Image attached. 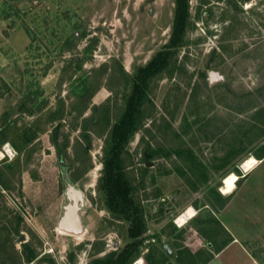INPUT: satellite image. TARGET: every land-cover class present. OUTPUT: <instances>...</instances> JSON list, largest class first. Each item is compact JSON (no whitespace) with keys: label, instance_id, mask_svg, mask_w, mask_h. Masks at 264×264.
<instances>
[{"label":"rangeland","instance_id":"374dc122","mask_svg":"<svg viewBox=\"0 0 264 264\" xmlns=\"http://www.w3.org/2000/svg\"><path fill=\"white\" fill-rule=\"evenodd\" d=\"M189 1L187 44L174 68L151 81L143 126L125 149L148 228L133 264H187L190 247L205 258L228 242L214 217L229 202L222 208L212 188L264 143L253 118L264 108V0ZM174 12L175 0H0V152L9 151L0 160V227L22 218L11 237L18 264H90L128 243V222L100 190L105 143L131 78L168 42ZM149 148L173 154L145 164ZM177 149L192 150L200 167L191 171ZM69 187L83 195L80 235L59 228ZM237 187L233 207L248 221L249 252L264 264V213L252 212L263 199L243 191V178ZM189 209L196 215L180 227ZM65 227H78L73 204Z\"/></svg>","mask_w":264,"mask_h":264},{"label":"trees","instance_id":"16d2710c","mask_svg":"<svg viewBox=\"0 0 264 264\" xmlns=\"http://www.w3.org/2000/svg\"><path fill=\"white\" fill-rule=\"evenodd\" d=\"M189 4V0H175L174 20L170 38L164 47L145 66L140 67L131 78V88L126 98L125 111L112 126L109 137L106 139L103 172L99 180L100 190L106 195L108 209L118 215L121 220L128 222V243L121 250L109 253L103 258L94 259L90 264H133L141 256L143 251V244L146 240L145 234L148 231L147 221L145 219L146 207L142 205L141 200L134 194V179L127 171V159H131V157L125 149L136 132L143 126L145 120L143 107L149 97L151 81L164 71L174 68L176 56L187 44L186 39L191 26ZM7 114L6 112L5 116ZM253 118L260 126H264V108L256 111ZM263 135L264 131L259 136ZM25 136L27 138L26 143L33 139L30 135ZM54 142L56 143V139H54ZM3 143L4 140L0 141V146ZM234 150L235 148L224 157L220 168L229 165ZM159 151L161 152L159 153ZM159 151L149 148L145 155L141 157V161L146 164L157 157L163 156L169 158L173 154L170 150L165 151L162 149ZM174 154L188 160L191 171H194V168L198 165L194 162L196 156L192 150L177 149ZM251 155L257 159H263L264 143ZM230 172L242 176L239 166L228 173ZM241 179L242 177H240L239 181ZM0 185L5 186V182L1 176ZM220 187L221 184L213 187L212 192L221 200V207L223 208L228 202V198L219 193L218 188ZM14 218L16 219L15 224L9 221L8 224L0 227V238L5 237L3 241L0 240V264H18V258L14 250V245H12L11 237L20 234L22 218L16 216ZM206 236L204 235L205 239H207ZM9 243L10 246L8 245ZM25 247V259L29 261L34 257L33 252L28 246ZM9 251L12 253V256L9 255ZM146 262L148 264H164V260L160 258L154 262L146 258Z\"/></svg>","mask_w":264,"mask_h":264},{"label":"crops","instance_id":"0c3cea01","mask_svg":"<svg viewBox=\"0 0 264 264\" xmlns=\"http://www.w3.org/2000/svg\"><path fill=\"white\" fill-rule=\"evenodd\" d=\"M257 159V158H256ZM259 163L251 169L250 172L244 173L243 175V191H252L253 198H262L264 204V158L257 159ZM241 172L242 169L240 167ZM259 172V174H258ZM255 176H259L256 179ZM238 187L235 191L229 195L225 196L228 198V205L225 209L221 212L219 218L214 217L215 222L217 225H221L230 235L229 241L219 245V247L215 248L213 252H210V255L205 254V258H202L200 251L193 250L190 247L192 253L187 255V264H260L258 262L259 258L253 256L249 252V246H251V239L248 238L247 231L250 228L248 225V221L243 219L240 215L243 213L239 211L237 208L233 207V204L237 202L236 198L233 199L234 193L237 191ZM230 199V200H229ZM229 209V216L224 215L225 210ZM252 212L255 214L264 213V207L258 206L257 208H252ZM246 210V209H245ZM198 231H202L204 235H212L209 232L201 229ZM219 229V227H218ZM215 231L214 228L211 229ZM220 230H218V233ZM213 233V232H211ZM215 234V233H214ZM203 235V234H202ZM213 236V235H212ZM204 239L205 237L202 236ZM216 245V243H214ZM200 250V249H199ZM168 255V254H167ZM174 255V251H173ZM169 256V257H173Z\"/></svg>","mask_w":264,"mask_h":264},{"label":"bare ground","instance_id":"6f19581e","mask_svg":"<svg viewBox=\"0 0 264 264\" xmlns=\"http://www.w3.org/2000/svg\"><path fill=\"white\" fill-rule=\"evenodd\" d=\"M8 152L9 151H6V150L4 152H0V160L1 158L5 156V153H8ZM258 163L259 161L255 157L253 156L248 157L245 161H243L242 169L245 173H248ZM239 179L240 177L236 173H233V172L228 173L222 180V185L220 187L221 193L225 196L231 195L237 188V183ZM195 215L196 214L194 210L189 209L188 211H186L185 213L177 217L176 224L179 225L180 227H183L187 223V220L192 219L193 217H195ZM143 262H144L143 259H141L136 264H143Z\"/></svg>","mask_w":264,"mask_h":264},{"label":"water","instance_id":"95a60500","mask_svg":"<svg viewBox=\"0 0 264 264\" xmlns=\"http://www.w3.org/2000/svg\"><path fill=\"white\" fill-rule=\"evenodd\" d=\"M210 77H211V81H212L213 79H216V78H217V75H216V74H211ZM71 192H76V193H78V195H79L80 197H79L78 199L71 198ZM67 196H68V199H69L70 201H72V204H73V206L75 207L76 218H77V220H78V227H77V229H75V228L72 229V228H66V227H65V218H66V215H67V213H68V207H69L70 205H72V204H70V205H68V206L66 207V212H65L64 216L62 217V219L60 220L59 228L62 229V230H64V231H67V232H69V233H74V234L80 235V234H82L83 231H84L83 226H82V223H81L80 215H79V210H80L79 202H80V201H83V195H82V193H81L80 191H77V190H75L74 188L69 187V188H68V192H67ZM79 200H80V201H79ZM73 230H75V231H73ZM164 251H165L169 256H172V255H173V250H172V249L170 248V246L167 245V244L164 245Z\"/></svg>","mask_w":264,"mask_h":264},{"label":"flooded vegetation","instance_id":"af4514ba","mask_svg":"<svg viewBox=\"0 0 264 264\" xmlns=\"http://www.w3.org/2000/svg\"><path fill=\"white\" fill-rule=\"evenodd\" d=\"M72 203V202H71ZM79 204H80V202H79Z\"/></svg>","mask_w":264,"mask_h":264},{"label":"built area","instance_id":"2783aa9c","mask_svg":"<svg viewBox=\"0 0 264 264\" xmlns=\"http://www.w3.org/2000/svg\"><path fill=\"white\" fill-rule=\"evenodd\" d=\"M136 264V263H135Z\"/></svg>","mask_w":264,"mask_h":264}]
</instances>
